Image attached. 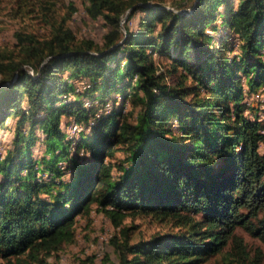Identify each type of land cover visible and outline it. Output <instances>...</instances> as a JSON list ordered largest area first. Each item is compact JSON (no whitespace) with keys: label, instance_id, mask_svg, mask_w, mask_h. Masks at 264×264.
<instances>
[{"label":"trees","instance_id":"16d2710c","mask_svg":"<svg viewBox=\"0 0 264 264\" xmlns=\"http://www.w3.org/2000/svg\"><path fill=\"white\" fill-rule=\"evenodd\" d=\"M85 1L109 26L102 44L62 23L0 49V127L14 119L0 264L73 241L93 204L118 226L146 213L177 229L132 241L126 228L114 264H264L237 233L264 237V0Z\"/></svg>","mask_w":264,"mask_h":264},{"label":"rangeland","instance_id":"374dc122","mask_svg":"<svg viewBox=\"0 0 264 264\" xmlns=\"http://www.w3.org/2000/svg\"><path fill=\"white\" fill-rule=\"evenodd\" d=\"M190 1L163 0L167 6L183 12H190L191 7L187 5ZM181 4L183 7L178 9L177 6ZM87 5L85 0H0V49L16 51L17 32L32 33L44 39L52 34L54 26L62 23L72 29L77 40L91 39L97 44H102L109 26L103 17H91L86 9ZM140 14L131 19L132 28H137ZM123 20L125 21L126 17ZM67 75L68 71L65 72V76ZM1 78L0 75V80ZM73 81L79 89L85 80L78 78ZM69 96L74 98L73 93ZM13 121L10 117L6 126L0 127V151L11 141L14 132ZM78 128L72 127L69 132L73 134ZM38 135L39 140L33 153L37 157L42 156L45 149L43 135L40 131ZM261 150L264 152V143ZM77 218V234L73 241L64 243L60 249L50 254L41 252L38 259H30L27 264H114L117 262V254L113 238H123L126 228H129L128 234L132 241L177 230L168 221L146 213L128 215L118 226L103 211L98 210L95 204L89 214H79ZM237 233L244 238L252 258L257 254L264 258V237L250 234L242 227L237 228ZM202 264L229 262L225 259V253H219L209 257Z\"/></svg>","mask_w":264,"mask_h":264},{"label":"bare ground","instance_id":"6f19581e","mask_svg":"<svg viewBox=\"0 0 264 264\" xmlns=\"http://www.w3.org/2000/svg\"><path fill=\"white\" fill-rule=\"evenodd\" d=\"M73 127H74V128H77V125H74Z\"/></svg>","mask_w":264,"mask_h":264},{"label":"water","instance_id":"95a60500","mask_svg":"<svg viewBox=\"0 0 264 264\" xmlns=\"http://www.w3.org/2000/svg\"><path fill=\"white\" fill-rule=\"evenodd\" d=\"M181 12H183V11H181Z\"/></svg>","mask_w":264,"mask_h":264}]
</instances>
